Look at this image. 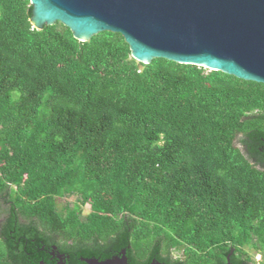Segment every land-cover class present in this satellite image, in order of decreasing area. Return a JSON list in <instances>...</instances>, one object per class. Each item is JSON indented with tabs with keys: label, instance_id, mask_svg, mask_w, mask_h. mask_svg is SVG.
Segmentation results:
<instances>
[{
	"label": "trees",
	"instance_id": "obj_1",
	"mask_svg": "<svg viewBox=\"0 0 264 264\" xmlns=\"http://www.w3.org/2000/svg\"><path fill=\"white\" fill-rule=\"evenodd\" d=\"M32 15L0 0V264H264V83Z\"/></svg>",
	"mask_w": 264,
	"mask_h": 264
},
{
	"label": "water",
	"instance_id": "obj_2",
	"mask_svg": "<svg viewBox=\"0 0 264 264\" xmlns=\"http://www.w3.org/2000/svg\"><path fill=\"white\" fill-rule=\"evenodd\" d=\"M32 24L58 21L75 38L119 32L144 63L166 58L264 83V0H31ZM58 264H66L59 253ZM86 264H131L126 248ZM151 264H168L154 259ZM231 264V262H229Z\"/></svg>",
	"mask_w": 264,
	"mask_h": 264
},
{
	"label": "rangeland",
	"instance_id": "obj_3",
	"mask_svg": "<svg viewBox=\"0 0 264 264\" xmlns=\"http://www.w3.org/2000/svg\"><path fill=\"white\" fill-rule=\"evenodd\" d=\"M59 201L61 204H64L65 202H71L72 203V202L76 201V196L63 198V199H60ZM83 209H84V214L88 213L90 211V204L84 205ZM178 254H179L178 252H175V255H178ZM254 258L257 262H262V260H263V257L261 256L260 253L256 254Z\"/></svg>",
	"mask_w": 264,
	"mask_h": 264
}]
</instances>
